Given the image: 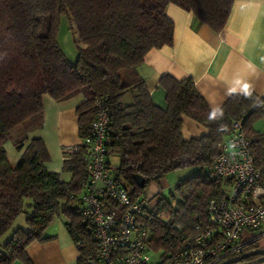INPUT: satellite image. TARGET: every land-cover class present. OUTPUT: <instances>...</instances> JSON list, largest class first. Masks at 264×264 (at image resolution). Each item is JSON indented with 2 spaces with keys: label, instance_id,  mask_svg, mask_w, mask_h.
Here are the masks:
<instances>
[{
  "label": "trees",
  "instance_id": "1",
  "mask_svg": "<svg viewBox=\"0 0 264 264\" xmlns=\"http://www.w3.org/2000/svg\"><path fill=\"white\" fill-rule=\"evenodd\" d=\"M234 0H0V238L15 220L27 214V230H17L0 246V264H31L26 248L47 240L44 232L62 219L76 245L79 264L95 257V248L80 216L81 195L88 172L86 147L81 141L94 119L95 103L108 115L107 156L118 159L114 181L135 187L133 175L145 186L182 169H195L174 187L171 200H155L142 216L149 231L151 253L161 259L192 232L208 225L207 202L221 197L225 183L209 177L221 145L234 122H240L251 141L254 165L264 178V135L253 122L262 117V99L252 92L233 94L217 112H211L191 78L162 76L166 107L156 106L138 74L152 49L171 46L173 23L166 17L169 4L190 12L199 25L221 33ZM68 23L77 52L71 64L57 42L59 20ZM81 94L76 108L80 144L63 153L62 172L46 171L49 156L41 139H32L15 166L8 162L5 144L15 129L24 130L13 144L20 151L25 133L42 124V98L64 101ZM129 96V102L122 100ZM182 117L202 125L207 134L184 140ZM29 202V205L26 203ZM174 203V206L172 204ZM172 218L167 227L165 219ZM257 240L243 252L257 248Z\"/></svg>",
  "mask_w": 264,
  "mask_h": 264
},
{
  "label": "crops",
  "instance_id": "2",
  "mask_svg": "<svg viewBox=\"0 0 264 264\" xmlns=\"http://www.w3.org/2000/svg\"><path fill=\"white\" fill-rule=\"evenodd\" d=\"M165 14L174 26L172 45L150 50L137 69L152 102L162 109L166 107L165 92L159 86L161 77L165 75L176 80L191 78L211 112H217L233 94L252 92L262 99V117L254 121L252 127L264 135V0H234L226 26L219 34L205 25H199L190 12L176 5L169 4ZM63 22L69 31L66 19L60 18L57 42L64 56L74 64L77 54L69 49L70 37L66 34L63 44L60 39ZM66 49L71 56L65 54ZM83 100L81 94L64 101L44 96L41 127L25 133L26 142L18 153H15L13 143L21 138L22 133H16L13 138L10 135L4 146L10 165L15 166L29 142L37 138L43 141L49 159H53V162L45 164L46 171L60 173L63 153L80 144L76 108ZM181 134L184 140H189L206 135L207 130L192 119L182 117ZM106 164L115 170L118 159L107 156ZM189 170L190 175L194 174L195 169ZM26 204L29 205V202ZM27 214L28 211L20 215L0 238L1 247L15 231L27 230ZM44 236L47 240L31 243L26 248L31 264H79L78 250L62 219L54 220ZM243 237L249 235L244 234ZM257 245L264 248V237L257 239Z\"/></svg>",
  "mask_w": 264,
  "mask_h": 264
},
{
  "label": "built area",
  "instance_id": "3",
  "mask_svg": "<svg viewBox=\"0 0 264 264\" xmlns=\"http://www.w3.org/2000/svg\"><path fill=\"white\" fill-rule=\"evenodd\" d=\"M107 123L106 110L96 102L94 119L81 141L87 149L88 180L79 213L95 248V257L86 258L85 264H219L244 253V234L250 241L264 237V178L255 168L250 139L241 123L234 122L209 174L225 183V192L208 200V225H194L193 233L154 261L148 227L141 222L150 202L135 196L136 186L114 181V170L106 164ZM164 224L171 226L172 218Z\"/></svg>",
  "mask_w": 264,
  "mask_h": 264
},
{
  "label": "rangeland",
  "instance_id": "4",
  "mask_svg": "<svg viewBox=\"0 0 264 264\" xmlns=\"http://www.w3.org/2000/svg\"><path fill=\"white\" fill-rule=\"evenodd\" d=\"M61 18H64V17H61ZM64 25L65 24L63 22L62 23V29L60 32V39L62 41V44L64 42V36L67 37L66 34L70 37L69 38L70 42L71 41L73 42V40L71 39V35H69V31L64 27ZM72 42L70 44L69 49L72 48L73 49L72 51L77 54L75 46L72 45ZM65 54H67V56H71L68 49H66ZM122 102H123V104H127L129 102V96H125L123 98ZM18 129H15L16 132L13 131L14 133L13 132L11 133L12 138L15 137L16 133H18L19 135L21 133H23L24 130L20 129V132H17ZM10 140H12V139H10ZM10 142H9V144H10ZM14 151H15V153H18L15 148H14ZM51 162H53V159H49V161L47 163H51ZM58 165H59V161H58ZM115 165H117V164H115ZM60 166H61V164H60ZM59 172H60L59 174L62 176V178L64 180H67L69 178V175L66 173H63L61 168H60ZM190 174H191V170H189V169H182L179 171L172 172V173L166 175V177H164L159 183H151L147 187H145L143 192L140 194V198H146L147 200H149L150 206H152L154 204L155 200L159 197H162L165 200L170 201L171 200V194L173 193L175 196L174 187L177 184V182L183 178H187V177L191 176ZM252 241L249 240V237H244V245L252 243ZM254 241H256V240H254ZM161 256H162V254L160 252L155 253V254L151 253L152 259L156 262H159L161 260Z\"/></svg>",
  "mask_w": 264,
  "mask_h": 264
},
{
  "label": "water",
  "instance_id": "5",
  "mask_svg": "<svg viewBox=\"0 0 264 264\" xmlns=\"http://www.w3.org/2000/svg\"><path fill=\"white\" fill-rule=\"evenodd\" d=\"M133 180L137 188L142 189L145 186V181L141 176L133 175ZM219 264H264V248L257 247Z\"/></svg>",
  "mask_w": 264,
  "mask_h": 264
},
{
  "label": "flooded vegetation",
  "instance_id": "6",
  "mask_svg": "<svg viewBox=\"0 0 264 264\" xmlns=\"http://www.w3.org/2000/svg\"><path fill=\"white\" fill-rule=\"evenodd\" d=\"M252 250V249H251ZM250 251V250H249Z\"/></svg>",
  "mask_w": 264,
  "mask_h": 264
}]
</instances>
